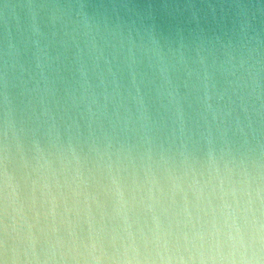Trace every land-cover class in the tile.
Masks as SVG:
<instances>
[{
	"label": "clouds",
	"instance_id": "obj_1",
	"mask_svg": "<svg viewBox=\"0 0 264 264\" xmlns=\"http://www.w3.org/2000/svg\"><path fill=\"white\" fill-rule=\"evenodd\" d=\"M0 264H264V0H0Z\"/></svg>",
	"mask_w": 264,
	"mask_h": 264
}]
</instances>
